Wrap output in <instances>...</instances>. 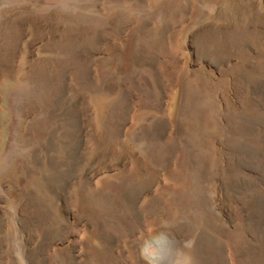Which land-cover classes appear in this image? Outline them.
<instances>
[{
  "label": "rangeland",
  "instance_id": "1",
  "mask_svg": "<svg viewBox=\"0 0 264 264\" xmlns=\"http://www.w3.org/2000/svg\"><path fill=\"white\" fill-rule=\"evenodd\" d=\"M264 264V0H0V264Z\"/></svg>",
  "mask_w": 264,
  "mask_h": 264
},
{
  "label": "clouds",
  "instance_id": "2",
  "mask_svg": "<svg viewBox=\"0 0 264 264\" xmlns=\"http://www.w3.org/2000/svg\"><path fill=\"white\" fill-rule=\"evenodd\" d=\"M137 251L143 264H184V258L166 231H152L139 239Z\"/></svg>",
  "mask_w": 264,
  "mask_h": 264
}]
</instances>
